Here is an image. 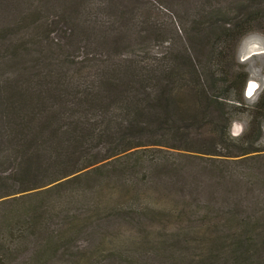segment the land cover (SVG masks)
Masks as SVG:
<instances>
[{"label":"trees","instance_id":"1","mask_svg":"<svg viewBox=\"0 0 264 264\" xmlns=\"http://www.w3.org/2000/svg\"><path fill=\"white\" fill-rule=\"evenodd\" d=\"M206 2L178 56L121 58L69 91L35 61L0 83V138L20 153L0 158V264H264V89L249 106L229 55L264 34V0ZM34 35L11 55L42 54Z\"/></svg>","mask_w":264,"mask_h":264},{"label":"rangeland","instance_id":"2","mask_svg":"<svg viewBox=\"0 0 264 264\" xmlns=\"http://www.w3.org/2000/svg\"><path fill=\"white\" fill-rule=\"evenodd\" d=\"M216 1L226 9L236 0ZM206 4V0H0V83L4 86L6 80L50 69L54 74L60 72L66 79L62 80L67 84L65 90L69 91L75 82L90 86L89 74L96 75L104 65L121 58L133 59L136 55L149 56L150 60L152 55L170 52L178 56L192 48L187 31L196 13ZM34 34H39L43 41L41 46L34 44V48H41L42 54L50 56L49 62L38 59L42 57L39 53L11 55L15 41L30 39ZM229 55L231 59L235 56L249 73L244 96L251 106L264 89V34L256 31L246 35L236 52L230 50ZM48 81L53 82L51 78ZM55 89H49L50 95ZM248 122L249 115L242 114L232 123V134L240 135ZM6 138H0V158L20 156L13 146H7ZM261 145L264 146V133ZM105 152L106 148H97L90 156H102ZM11 168V162L2 165L0 173L11 172ZM3 187L12 192L23 185L7 180ZM108 220L111 227L112 223L123 221L116 217ZM99 224L106 226L103 222ZM124 227L137 236V230L122 224L121 228ZM128 248L132 251L133 246Z\"/></svg>","mask_w":264,"mask_h":264}]
</instances>
